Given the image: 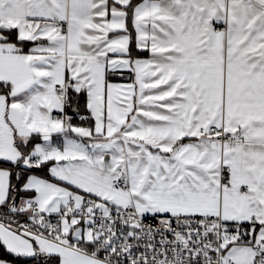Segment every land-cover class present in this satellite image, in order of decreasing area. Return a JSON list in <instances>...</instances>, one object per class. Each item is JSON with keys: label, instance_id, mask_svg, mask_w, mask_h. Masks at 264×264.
<instances>
[{"label": "snow or ice", "instance_id": "snow-or-ice-1", "mask_svg": "<svg viewBox=\"0 0 264 264\" xmlns=\"http://www.w3.org/2000/svg\"><path fill=\"white\" fill-rule=\"evenodd\" d=\"M0 264H264V0H0Z\"/></svg>", "mask_w": 264, "mask_h": 264}]
</instances>
